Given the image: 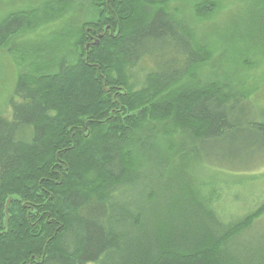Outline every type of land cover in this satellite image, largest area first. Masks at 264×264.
Instances as JSON below:
<instances>
[{
    "label": "trees",
    "instance_id": "trees-1",
    "mask_svg": "<svg viewBox=\"0 0 264 264\" xmlns=\"http://www.w3.org/2000/svg\"><path fill=\"white\" fill-rule=\"evenodd\" d=\"M88 1L87 19L54 36L50 56L14 55L0 113V264H264V243L246 240L264 200L226 219L215 185L163 174L189 156L184 138L200 152L224 145L229 176L258 169L246 161L264 152V117L241 75L264 65V5L231 19L237 51L225 62L242 72L201 78L215 50L167 11L172 0ZM73 5L1 17L0 49L13 58L14 39ZM218 8L193 9L202 20ZM150 163L166 184L146 187Z\"/></svg>",
    "mask_w": 264,
    "mask_h": 264
},
{
    "label": "rangeland",
    "instance_id": "rangeland-1",
    "mask_svg": "<svg viewBox=\"0 0 264 264\" xmlns=\"http://www.w3.org/2000/svg\"><path fill=\"white\" fill-rule=\"evenodd\" d=\"M59 1L0 0V18L8 13L27 9H38L37 11L43 15V10L49 3L53 4ZM198 1L172 0L167 7V11L177 21L190 29L195 41L212 46L215 50L212 60L199 70V76L201 78L212 77L216 73H225L228 70H230L232 75L240 74L242 69L239 65L231 67L225 62L229 53L237 51V49L232 50L231 48L234 39L230 34L231 19L235 18L240 12H246L252 4L264 5V0H245L244 2L242 0H218L219 8L202 20L197 19L193 9ZM73 2L74 5L62 17L54 18L52 21L46 22L37 29H34L33 32H25L14 39L10 44V49L13 50V58L9 53V47L0 49V113L7 111V103L12 95L15 79L18 74L14 55L18 54L19 59L23 58L19 55L29 54L33 56L37 50H28V47H31L32 49L45 48V56H50L52 47L54 48V45H58L54 36H62V34L87 19L89 1L73 0ZM229 43H232L230 49H228ZM145 67L148 68L149 66L144 65ZM241 76L246 79V87L253 85L250 99L264 117V65L259 68H252ZM180 147L189 156L183 158L185 154L181 153L180 159L178 157L173 159V166L165 169L163 173L165 181L172 174V169L179 168V174L176 179L177 184L191 182L197 186L200 183H211L215 185L217 187V193L222 196V210L226 219L231 218L232 215L242 216L253 210L257 204L264 200L263 151H254L251 155L247 156V161H249L248 164L246 161V167L250 168V171H253L252 169L257 167L258 169L256 171L254 170L253 173L244 174L245 176L239 175L235 177L227 175L229 174L231 164L229 161L230 156L224 145L218 149L212 143L208 150L200 152L199 149L196 150L191 142L184 138L180 143ZM234 167V170L240 168L238 165ZM144 169L145 171L141 172V174L149 180L146 183V187L148 188L150 181L152 182L155 179V177L153 179V175L156 172V167L153 168V164L150 163ZM164 180L156 179L154 181L157 185L159 183L164 185L166 184ZM143 182L144 179L142 180ZM136 192L133 190L131 194L135 195ZM246 240L256 243L261 242V244L264 243V216L249 236L246 237Z\"/></svg>",
    "mask_w": 264,
    "mask_h": 264
},
{
    "label": "water",
    "instance_id": "water-1",
    "mask_svg": "<svg viewBox=\"0 0 264 264\" xmlns=\"http://www.w3.org/2000/svg\"><path fill=\"white\" fill-rule=\"evenodd\" d=\"M86 48H88V45H86ZM7 205H8V203H7ZM7 205H6V206H7Z\"/></svg>",
    "mask_w": 264,
    "mask_h": 264
}]
</instances>
